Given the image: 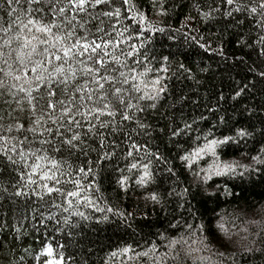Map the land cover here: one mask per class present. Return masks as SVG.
Listing matches in <instances>:
<instances>
[{
  "label": "snow or ice",
  "instance_id": "obj_1",
  "mask_svg": "<svg viewBox=\"0 0 264 264\" xmlns=\"http://www.w3.org/2000/svg\"><path fill=\"white\" fill-rule=\"evenodd\" d=\"M254 174L264 180V0H0L5 264H77L64 244L14 250L26 224L53 221L91 264L85 229L131 227L149 208L180 232L158 231L139 251L125 242L102 264H237L262 250L257 222L229 227L196 204L207 211L229 181ZM130 192L131 211L121 204Z\"/></svg>",
  "mask_w": 264,
  "mask_h": 264
},
{
  "label": "trees",
  "instance_id": "obj_2",
  "mask_svg": "<svg viewBox=\"0 0 264 264\" xmlns=\"http://www.w3.org/2000/svg\"><path fill=\"white\" fill-rule=\"evenodd\" d=\"M178 23V21H177ZM247 27V26H246ZM157 41L163 42L162 51L167 52L169 42L166 38H163L159 35L156 37ZM159 47V44L157 45ZM237 55H242L241 52H238ZM191 60L194 63H199V60L196 56H191ZM216 65L213 64V68L215 69ZM223 71V69H221ZM176 85L177 90L183 88L185 92H188L187 83L177 84L176 81L172 82ZM193 88L196 85H192ZM190 96L193 98L196 97L197 93L188 92ZM199 94L203 96L204 89H199ZM189 115L193 114L196 109L192 105H188L185 109ZM153 148L157 146H161L163 150L166 145L152 144L150 145ZM253 182H249L248 180H244L241 182L240 180L229 181L228 187L230 189L229 194H217L213 197L212 200L206 205L207 211H205L204 207L199 204H196V208L198 211L203 212L205 218H209L214 216V214L219 213L220 215L230 214V216H236V212L251 210L256 207L264 204V180H261L255 174L252 177ZM220 182V181H217ZM187 183V181H185ZM166 186V185H163ZM106 194H109L111 197V188L104 189ZM28 200L35 199L34 197L27 198ZM23 203V201H21ZM195 204V201H193ZM121 204L129 211H131L134 207H136V196L133 193H129L127 199H121ZM140 207L143 208V202H140ZM199 222V220H197ZM55 221L48 225L47 228L39 227L38 230L34 229L31 225L26 224L24 227V231L22 233L16 234L18 239L15 241V249H20L19 254H23L24 250L39 251L42 247V244L49 243L54 247L56 244H64L67 245L65 252L67 254H71L76 258L77 264L81 259L80 249L81 244L75 243L73 240H69L67 236V231L63 234L52 232L51 229L54 226ZM264 227V226H263ZM167 231L170 235H177L180 232V229L177 228L175 231L168 228V223L164 219V213H160L159 217H157L151 210L148 209V217L146 219L141 218L137 215L136 219L132 221V226L128 227L126 225H120L118 221H112L111 225H101L97 228L85 229L84 234L86 236V241L91 242V246L94 249L92 256L90 257L91 264H102V260L105 257V254L110 249L121 246L125 242L132 244L133 248L136 251H139L140 248L137 247L138 244L143 245L145 240L151 241L156 240L159 241V237L156 235L158 231ZM259 238L257 239V244L262 246V250L259 252L247 253V254H239L237 256V264H264V231L259 230ZM12 233H9L8 243H12L11 237ZM4 233L0 231V243H5L3 239ZM75 239V238H74ZM43 257L40 258L39 261H36L34 258L29 257L26 259L24 264H42ZM0 264H5L3 259H0ZM65 264H71L70 261L65 260ZM127 264H136L135 260L127 261ZM145 264H148L147 260H145ZM170 264H177V262L170 261ZM179 264H191L185 262L182 258H180Z\"/></svg>",
  "mask_w": 264,
  "mask_h": 264
},
{
  "label": "rangeland",
  "instance_id": "obj_3",
  "mask_svg": "<svg viewBox=\"0 0 264 264\" xmlns=\"http://www.w3.org/2000/svg\"><path fill=\"white\" fill-rule=\"evenodd\" d=\"M235 215L236 216L233 217L230 216V214L223 215L229 221V227H231L232 224L238 227H244L246 221H256V224L249 225V227L253 233H258L260 228L264 226V204L251 210L238 211ZM239 235H247V233H240ZM204 255H207V253H204ZM180 258L185 261L183 255H181ZM187 263H191V260L189 259Z\"/></svg>",
  "mask_w": 264,
  "mask_h": 264
}]
</instances>
